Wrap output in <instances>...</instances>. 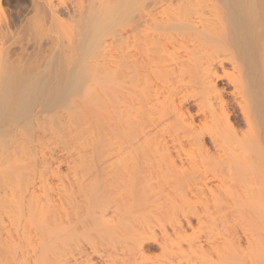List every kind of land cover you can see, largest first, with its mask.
<instances>
[{"label":"bare ground","instance_id":"6f19581e","mask_svg":"<svg viewBox=\"0 0 264 264\" xmlns=\"http://www.w3.org/2000/svg\"><path fill=\"white\" fill-rule=\"evenodd\" d=\"M42 2L72 26L9 56L0 264H264V0Z\"/></svg>","mask_w":264,"mask_h":264},{"label":"rangeland","instance_id":"374dc122","mask_svg":"<svg viewBox=\"0 0 264 264\" xmlns=\"http://www.w3.org/2000/svg\"><path fill=\"white\" fill-rule=\"evenodd\" d=\"M36 1V2H35ZM42 1H44V0H0V85H1V87H0V89H2L3 88V93L4 92H8L9 90L11 91V94H12V70H11V66H12V57L10 56V55H12V48L14 47V45L18 42V41H20V42H18V43H26V41L27 40H24V38H26V37H24L23 36V34H25V36H26V34H28V29L30 28V30H32L31 29V25L33 24V25H35L34 23H37L38 21L39 22H41V28L40 29H42V31L39 29V34L41 35L40 36V38L42 37L44 40L43 41H45V40H47L46 38H48L49 37V35L51 36V35H54L55 34V29L57 30L58 28H57V25H55L56 27H55V29H53L54 27V25L53 24H55V23H53L52 22V20L50 19V18H48L47 16L49 15H47V13L46 14H44L45 12H47V11H44V9H46V8H44V5H43V2ZM65 1H68V0H65ZM37 5V6H36ZM41 5V6H40ZM40 7H43V8H40ZM41 10V11H40ZM36 11V12H35ZM42 12H44L43 14H42ZM36 16V17H35ZM43 16H45V18H43L42 19V17ZM49 17H51V16H49ZM61 20H60V22H62V23H60V22H58L59 24H60V26L59 27H61V28H59L58 29V31L60 30V32H62V30H63V32H65L66 30V28H68V26H69V29H70V27L72 26V24L71 23H68V22H70L68 19H66V17H62V18H60ZM42 21H43V23H42ZM45 21V22H44ZM33 22V23H32ZM38 22V23H39ZM24 23H25V25H24ZM46 23V24H45ZM57 23V22H56ZM28 24H31V25H28ZM44 24V25H43ZM48 24V25H47ZM68 24V25H67ZM70 24H71V26H70ZM32 25V26H33ZM39 25H40V23H39ZM65 25H67V26H65ZM27 26H28V28H27ZM50 26H51V28H50ZM34 27V26H33ZM66 27V28H65ZM36 28V27H35ZM62 28H64V29H62ZM19 29V30H18ZM44 29H45V31H44ZM49 29V30H48ZM62 29V30H61ZM25 30H27V31H25ZM65 30V31H64ZM71 30V29H70ZM70 30L69 31H66L64 34L66 35V33L68 32H70ZM53 33H52V32ZM25 32H27V33H25ZM31 32V31H30ZM48 32V33H47ZM72 33H73V31H71ZM23 33V34H22ZM45 33V34H44ZM67 33V34H68ZM30 34V33H29ZM34 34V36L37 38L38 37V35H37V33H33ZM64 34H63V36H64ZM43 35H45V36H43ZM70 35H71V33H70ZM69 35V36H70ZM21 36V37H20ZM28 36V35H27ZM31 36V35H30ZM33 36V37H34ZM48 36V37H47ZM66 36H68V35H66ZM33 37L31 38L32 39V41H35V39L33 40ZM34 37V38H35ZM46 37V38H45ZM67 38V37H66ZM27 39V38H26ZM38 39L39 38H37L36 39V42L38 41ZM22 40V41H21ZM24 40V41H23ZM30 40V39H29ZM39 40H41V39H39ZM39 42V41H38ZM17 43V44H18ZM31 41H30V45H31ZM35 42H33V44H34ZM13 44V45H12ZM4 46V47H3ZM31 47H32V45H31ZM33 48H34V46H33ZM4 49H5V51H4ZM2 50V51H1ZM8 50V51H7ZM36 50V49H35ZM34 50V51H35ZM36 52H37V50L35 51V55L33 54V51H32V48L30 49V50H28V53H32V55L33 56H36L37 54H38V52H37V54H36ZM2 53V54H1ZM4 54V55H3ZM7 54V55H6ZM9 54V55H8ZM4 57H3V56ZM9 56L11 57V58H9ZM32 56V57H33ZM6 57V58H5ZM5 58V59H4ZM35 58V57H34ZM6 61H7V65H6ZM2 62V63H1ZM9 62V63H8ZM3 65V66H2ZM5 65V66H4ZM2 67V68H1ZM5 67V68H4ZM10 67V68H9ZM6 71H7V73H6ZM5 77H7V78H5ZM3 79V80H2ZM7 81V82H6ZM5 82V83H4ZM8 85H7V84ZM6 87H8L9 88V90H8V88H4L5 86ZM10 86V87H9ZM88 86H89V84H88ZM87 86V87H88ZM84 89H86V87L84 88ZM4 90H6V91H4ZM2 91V90H1ZM1 91H0V94H1ZM10 91L8 92V95H9V93H10ZM1 96H2V94H1ZM9 97H11L12 98V95L11 96H9ZM88 105V104H87ZM83 106V103L81 104V105H78V109H80L79 107H82ZM85 106H86V104H85ZM11 108V107H10ZM67 108H68V105H67ZM66 108V110L68 111V109H71L72 108V106H70L68 109ZM86 108H88L87 106H86ZM86 108L84 109V110H86ZM73 109V108H72ZM72 109L70 110V112L69 113H67L66 112V114H72ZM89 109V108H88ZM88 109L86 110V111H88ZM91 109V108H90ZM11 111V113H12V109H10ZM75 109H73V113H75V111H74ZM82 110V109H81ZM77 111H79V110H77ZM84 113H86L85 111H83ZM82 112V114H84ZM89 112V111H88ZM11 113H9V115L7 116V117H5V118H3V121H0V124H3V122H9V123H12V120H10V119H12V117H13V115H11ZM65 114V113H64ZM76 114H77V112H76ZM89 114H91V113H89ZM57 116V115H56ZM58 116H60V115H58ZM10 117V118H9ZM55 117V116H54ZM8 118V119H7ZM42 118V117H41ZM41 118H39V119H41ZM46 119H49L50 121H51V118H49V117H45ZM45 118H42L43 120H46ZM56 118V117H55ZM55 118H53L55 121L57 120V122H61V119H60V117H58L57 119H55ZM8 120H10V121H8ZM38 119H36V121H37ZM35 121V122H36ZM42 121V120H41ZM55 121H54V123H55ZM2 122V123H1ZM38 122H39V120H38ZM38 122H36L37 123V125H38ZM43 122V121H42ZM41 122V123H42ZM49 122V121H48ZM56 122V123H57ZM40 122H39V124H41ZM47 123V122H46ZM45 123V124H46ZM42 124H44V123H42ZM50 124H52L51 122H50ZM50 124H49V128H50ZM35 125V124H34ZM36 125V127H35V129L38 131L39 130V128H40V126H37ZM58 125L59 126H56V128H58V127H60V123H58ZM1 126V125H0ZM43 126V125H42ZM45 126H47V124L45 125ZM45 126H43V127H45ZM48 127V126H47ZM46 127V128H47ZM42 130V129H41ZM16 133H17V131H16ZM16 133H13L12 134V131H11V133H9L8 135H6V136H4L3 137V139L5 140V139H7L8 138V136H9V138H12L11 136H10V134H12V135H15ZM20 132H18L17 134H18V137H13V139H19V136H20V134H19ZM21 133H23V132H21ZM17 134H16V136H17ZM90 135V134H89ZM21 136H22V134H21ZM86 138H85V140L84 141H86V139L87 138H90V137H88V135L87 136H85ZM3 139H2V141H3ZM9 140H11V139H7V140H5V141H7L6 142V146H5V148H4V144L3 143H5L4 141L3 142H1L0 143V152L2 151V152H5V150L7 151V149H6V147L7 146H9L8 144H10L9 142ZM90 140V139H89ZM89 140H88V142H89ZM13 141L11 140V143H12ZM87 142V143H88ZM84 143H86V142H84ZM10 146H11V144H10ZM7 148H9V147H7ZM12 148V147H11ZM4 151H3V150ZM9 150V149H8ZM2 152H1V154H2ZM146 250H147V252L149 253V254H151L152 253V255H157V254H159V248H158V245L157 244H154V243H152V244H149L148 246H146ZM150 251V252H149Z\"/></svg>","mask_w":264,"mask_h":264}]
</instances>
